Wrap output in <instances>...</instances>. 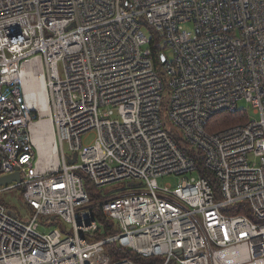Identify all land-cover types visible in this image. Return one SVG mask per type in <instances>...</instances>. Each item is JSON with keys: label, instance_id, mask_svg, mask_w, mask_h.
I'll return each mask as SVG.
<instances>
[{"label": "built area", "instance_id": "obj_1", "mask_svg": "<svg viewBox=\"0 0 264 264\" xmlns=\"http://www.w3.org/2000/svg\"><path fill=\"white\" fill-rule=\"evenodd\" d=\"M144 27L171 52L166 95ZM30 61L43 114L19 76ZM239 101L257 119L207 132ZM41 121L53 138L47 163ZM15 170L20 181L0 198L18 190L29 213L0 199V264H139L113 261L108 245L153 264H264V0H0V178ZM164 176L181 179L159 186ZM85 180L146 192L99 200L116 233L89 240L100 225ZM50 217L61 228L41 233L38 219Z\"/></svg>", "mask_w": 264, "mask_h": 264}, {"label": "trees", "instance_id": "obj_2", "mask_svg": "<svg viewBox=\"0 0 264 264\" xmlns=\"http://www.w3.org/2000/svg\"><path fill=\"white\" fill-rule=\"evenodd\" d=\"M144 28H147L149 31V48L151 49L153 61H154L155 67L158 70V74L161 79V82L164 85V89L167 90L166 78L163 72L164 70L159 61V55L161 53L164 54L165 48L162 44H160L159 36L156 34V32L152 28L150 27H144ZM248 120H249L248 112H246L245 110H239L236 113H220V114L215 115L208 122L206 126V130L207 132H210V133L217 132V131H220V130H223V129H226V128H229L235 125L244 124ZM171 136L179 145H181V141L179 139H177L173 134H171ZM196 169L199 175H201L202 177L210 181V184L213 187L214 191L216 192V194H218L217 183H216L214 176L203 167V164L200 161H196ZM87 181L88 180L84 181V184L86 183L85 188L89 194L90 202L94 206L93 207L94 215L100 225V229L96 233V237L90 238L89 240L105 238L107 236H110L116 233V230L114 229V226L112 225V223L103 217L101 209L98 206H96L97 202L100 199L105 198V195L103 196L94 195L92 190L89 188ZM218 195L216 196V200H218ZM0 199L5 205L8 206V203H6L2 198ZM240 206L241 205L234 206L233 211L231 213L233 215L243 214V215L248 216V212L241 210ZM222 212L227 213L225 210H222ZM106 251L113 261H116L122 258H128L139 264H153L154 262L152 259L139 258L134 253L129 252V251L117 252L116 247L114 245L106 246Z\"/></svg>", "mask_w": 264, "mask_h": 264}, {"label": "rangeland", "instance_id": "obj_3", "mask_svg": "<svg viewBox=\"0 0 264 264\" xmlns=\"http://www.w3.org/2000/svg\"><path fill=\"white\" fill-rule=\"evenodd\" d=\"M185 29L190 30V26L187 25L185 26ZM144 33L149 37V31L147 28H143ZM164 54L166 56L167 59L171 58V52L169 50H165ZM58 70H59V74L61 77H63V66L61 63H59L58 66ZM167 94V91L165 90V92L163 91V95ZM238 107L239 110H246L248 111V116L253 120V119H257V116L253 115V109L251 108V106H249L245 101H239L238 103ZM164 110H166V107L164 108ZM168 127L171 129V125L168 124ZM95 138V133L91 132L89 133V135L83 136V143L86 145H89L93 142ZM64 148L65 151L68 152V148H67V144H64ZM181 178H176L174 176H164L158 179V184L159 186H166V185H170L172 188H175L176 185L179 183ZM86 184V183H85ZM87 184L89 186V188L92 190L93 194L98 196V195H105V196H109V197H114V196H119V195H124V194H131V193H143L146 192V188L144 186H137V187H129L127 184H125L123 186V184L120 183H116L107 187H103V188H97L96 186H94V184L91 181H87ZM123 186V188H122ZM220 196L218 195V198ZM1 198L8 203L11 208L13 210H15V212L18 215H24L27 216V214L29 213L28 208L23 204L22 198L20 196V192L18 190H11L7 193L2 194ZM101 200V199H100ZM104 217V216H103ZM105 218V217H104ZM38 223H39V231L41 233H49L52 230L56 229V228H61V223L58 220H53L50 222H46L44 221L42 218L38 219ZM43 224L48 225V227H44ZM66 227V226H65ZM67 229V227H66Z\"/></svg>", "mask_w": 264, "mask_h": 264}, {"label": "bare ground", "instance_id": "obj_4", "mask_svg": "<svg viewBox=\"0 0 264 264\" xmlns=\"http://www.w3.org/2000/svg\"><path fill=\"white\" fill-rule=\"evenodd\" d=\"M164 48L165 50L167 49L166 47ZM166 62H167V58H166ZM34 65H35V61H30L26 63L23 66L22 71L20 72L19 76L21 77V82L26 92L28 106L30 107L35 106L36 109H38V111L43 114L47 110L46 98H45V92H44V84H43V81L36 76L37 72H35L36 68L33 67ZM165 65L164 66L161 65L163 70H164ZM34 126H35V129H34L35 139L37 141H40V142H37V146L40 151L41 160L43 163L45 161H50V159L46 157L47 152L50 150L49 143L52 144V141H53V138L50 134V127H49L50 125L47 122L41 121L38 124H35ZM43 137L47 139H44ZM196 172H197V169H196Z\"/></svg>", "mask_w": 264, "mask_h": 264}, {"label": "water", "instance_id": "obj_5", "mask_svg": "<svg viewBox=\"0 0 264 264\" xmlns=\"http://www.w3.org/2000/svg\"><path fill=\"white\" fill-rule=\"evenodd\" d=\"M159 60H160V64L162 66L165 65L166 63V57L164 56V54H160L159 55ZM76 161V155H73V158L69 160V164L73 165ZM20 178H19V173L17 170H15V172L13 174L10 175H6L0 178V187L8 184V183H12V182H19ZM136 184L135 183H129L128 186L129 187H134ZM13 215L15 216V213H13ZM51 220H54V217H50Z\"/></svg>", "mask_w": 264, "mask_h": 264}]
</instances>
